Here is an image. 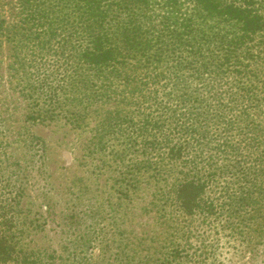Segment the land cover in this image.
<instances>
[{"label":"rangeland","instance_id":"rangeland-1","mask_svg":"<svg viewBox=\"0 0 264 264\" xmlns=\"http://www.w3.org/2000/svg\"><path fill=\"white\" fill-rule=\"evenodd\" d=\"M12 60L0 49V183L16 204L23 264H264V82L249 116L226 112L224 130L210 121L198 157L179 164L144 155L137 126L153 109L139 103H98L80 126L29 119ZM181 175L210 179L192 214L169 196ZM250 183L252 197L237 199Z\"/></svg>","mask_w":264,"mask_h":264},{"label":"trees","instance_id":"trees-1","mask_svg":"<svg viewBox=\"0 0 264 264\" xmlns=\"http://www.w3.org/2000/svg\"><path fill=\"white\" fill-rule=\"evenodd\" d=\"M4 1L0 49L7 47L33 101V121L64 118L80 126L98 103H139L153 109L137 126L144 155L151 148L160 162L181 164L192 152L198 157L195 146L210 121L230 129L226 112L246 118L261 100L264 13L258 0H13L7 15ZM199 176L181 175L169 187L181 213L201 207L210 179ZM253 187L239 189L237 199L252 197ZM4 189L0 183V264H23L16 204Z\"/></svg>","mask_w":264,"mask_h":264}]
</instances>
